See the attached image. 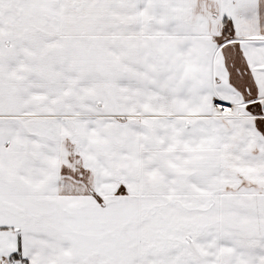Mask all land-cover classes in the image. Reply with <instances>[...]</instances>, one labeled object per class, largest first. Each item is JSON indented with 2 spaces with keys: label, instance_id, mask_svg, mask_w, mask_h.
<instances>
[{
  "label": "snow or ice",
  "instance_id": "1",
  "mask_svg": "<svg viewBox=\"0 0 264 264\" xmlns=\"http://www.w3.org/2000/svg\"><path fill=\"white\" fill-rule=\"evenodd\" d=\"M0 264H264V0H0Z\"/></svg>",
  "mask_w": 264,
  "mask_h": 264
}]
</instances>
